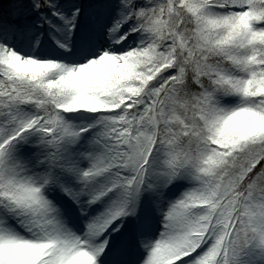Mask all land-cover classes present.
<instances>
[{
	"label": "snow or ice",
	"instance_id": "6c2138e0",
	"mask_svg": "<svg viewBox=\"0 0 264 264\" xmlns=\"http://www.w3.org/2000/svg\"><path fill=\"white\" fill-rule=\"evenodd\" d=\"M0 264H264V0H0Z\"/></svg>",
	"mask_w": 264,
	"mask_h": 264
}]
</instances>
